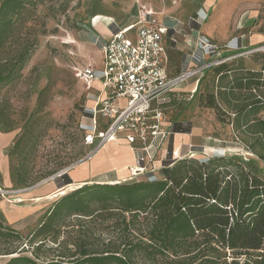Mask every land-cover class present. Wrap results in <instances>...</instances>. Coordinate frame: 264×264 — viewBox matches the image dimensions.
<instances>
[{"label":"rangeland","instance_id":"1","mask_svg":"<svg viewBox=\"0 0 264 264\" xmlns=\"http://www.w3.org/2000/svg\"><path fill=\"white\" fill-rule=\"evenodd\" d=\"M141 14H150L170 28L163 42L168 47L172 74L197 64L193 61V54L201 36L208 37L219 46L217 53L206 58L207 62L223 59L230 67L255 70L264 66V56L256 54L262 53L261 48L264 46V0L40 2L28 14L27 27L24 29L25 34L36 40L33 53L16 80L0 89V129L12 127L17 136L9 152L14 180L10 189L3 187L9 191L8 196L21 195L17 200L46 196L45 193L52 189L67 186L63 179L65 174L72 178L73 170L91 162L88 155L100 142L99 133L108 129L109 122L98 116L97 129L93 133L95 121L90 110L95 106L96 98L77 78L76 69L90 62L98 69H103L104 64L99 45L80 42L78 36L81 32H95L92 19L97 15L111 17L119 27ZM201 78L198 89L194 79H190L168 97L165 129L170 132V136L162 144L166 152L162 161L156 162V157H161L154 156L156 177L160 176L157 167L164 168L167 161L183 156L239 154L246 159L255 158L264 166L263 161L247 150L228 114L223 115L220 110L207 106V92H216L219 85L216 74L209 71ZM195 88L197 92H192ZM94 93L97 94V90ZM120 103L124 106L127 99H122ZM89 134L95 136L93 145L86 143ZM126 135V131H119L115 140L124 144L121 138L125 139ZM103 152L105 156L115 154L109 146L96 152L92 158ZM126 153L132 154L131 151ZM131 167L127 166L129 175L121 179L133 180ZM94 169L92 162V172ZM80 170L73 174L76 176ZM138 177L147 179L145 175ZM109 178L108 172H100L95 176L91 174L88 184L106 182ZM65 194L50 202L24 203H10L0 194V264H6L12 257L6 253L17 247L25 248V254L35 256L33 246L28 242L29 235L38 227L43 215ZM119 214L112 218H71L68 224L73 225L62 228V243L59 245L58 242L48 241L38 251L40 262L69 254V250L74 251L72 243L82 235L89 236L94 249L121 246L125 236L138 237L144 224L142 217L128 216L130 226L125 229ZM9 229L16 230L22 237L8 235ZM169 263L160 259L156 264Z\"/></svg>","mask_w":264,"mask_h":264},{"label":"trees","instance_id":"2","mask_svg":"<svg viewBox=\"0 0 264 264\" xmlns=\"http://www.w3.org/2000/svg\"><path fill=\"white\" fill-rule=\"evenodd\" d=\"M43 1L0 0V89L16 80L33 53L36 40L24 29L28 14ZM261 52L256 54L264 56ZM209 71L219 85L216 92H207V106L228 114L247 150L264 162V66L235 68L224 61L206 68L204 75ZM162 169L152 180L87 183L65 194L29 235L35 256L17 247L6 253L12 255L6 264H156L160 259L169 264H264V166L258 160L239 154L186 156L167 161ZM63 179L65 185L73 182L68 174ZM117 214L125 229L128 216L142 217L138 237L125 236L122 247L94 249L89 236L82 235L74 239V251L40 262L38 251L48 241L60 245L62 228L73 225L68 224L71 218ZM8 232L22 237L16 230Z\"/></svg>","mask_w":264,"mask_h":264},{"label":"built area","instance_id":"3","mask_svg":"<svg viewBox=\"0 0 264 264\" xmlns=\"http://www.w3.org/2000/svg\"><path fill=\"white\" fill-rule=\"evenodd\" d=\"M169 30L154 16L141 14L134 24L118 28L104 41L101 46L103 69L91 63L76 69L77 78L96 98L95 106L90 110L95 121L93 133L97 129L98 116L109 122L108 129L99 133L100 142L88 158L91 159L107 142L115 140L119 131H126L125 140L136 152L135 165L141 169L136 173L135 165L131 167L133 178L144 175L149 180L156 178L154 149L157 142L160 147L170 136L165 129L168 97L190 79H194L197 88L206 68L224 62L223 59L206 61L207 57L217 53L219 46L201 36L193 54L197 64L171 75L168 47L163 42ZM96 82L100 87H96ZM196 88L192 92H196ZM122 99H127L124 106L120 103ZM94 142V134H89L86 143L93 145ZM8 193L0 186V194L8 196Z\"/></svg>","mask_w":264,"mask_h":264},{"label":"crops","instance_id":"4","mask_svg":"<svg viewBox=\"0 0 264 264\" xmlns=\"http://www.w3.org/2000/svg\"><path fill=\"white\" fill-rule=\"evenodd\" d=\"M138 17H136L135 20L132 22H128L125 25L117 27V24L114 23V20L111 17L105 16V15H97L92 19V27L94 28L95 32H81L78 36V40L83 43L93 42L95 44H98L101 51V46L104 43V41L108 40L111 36L112 32L117 30L120 27H126L130 24H134L137 21ZM92 63V62H90ZM170 70V67H169ZM170 74L173 75L170 71ZM98 83V82H97ZM97 87H100V85H96ZM16 134L13 131L10 132H3L0 130V186L6 187L7 189H10L12 187L13 179L11 174V164H10V157L9 152L10 149L14 146L16 142ZM121 142L124 144H121L119 140L111 141L106 143L99 151L103 150L104 147H111V150L115 153L114 155L109 154V156H105V153L103 152L99 154L96 158H91L90 163H85L79 166L77 169L72 171V180L73 182L70 185H67L63 187L62 189L57 190H50L46 194V196H41L37 198H22V200L19 199L21 195H10V196H4L3 198H6V200L10 203H24V202H32V201H53L57 196H60L62 194H65L69 190H72L73 188H78L82 185V183L87 184L89 183V176L92 174L95 176V174L100 172H108L110 175V178L107 179L106 182H121V181H129V179H121L122 177H126L129 175V170H127V166L133 165L135 163L136 159V152L131 147V145L124 139L121 138ZM158 142L156 143V147L154 149L155 156L161 157V159H157L156 162L162 161L163 155L165 156L166 152H164V146L160 145V147H157ZM126 151H131L132 154L126 153ZM124 152V153H123ZM133 155L131 158L130 156ZM184 157V156H183ZM94 163V172L91 170V164ZM96 162V163H95ZM127 164V165H126ZM162 165V164H161ZM161 166L157 167V174L161 175ZM79 173L75 176L73 173L76 170H79ZM142 178V177H140ZM137 177V179H140ZM134 180V178H133Z\"/></svg>","mask_w":264,"mask_h":264},{"label":"bare ground","instance_id":"5","mask_svg":"<svg viewBox=\"0 0 264 264\" xmlns=\"http://www.w3.org/2000/svg\"><path fill=\"white\" fill-rule=\"evenodd\" d=\"M134 165V164H133ZM132 165V166H133ZM133 169L135 170V172L136 173H140L141 172V169L138 167V165H135L134 167H133Z\"/></svg>","mask_w":264,"mask_h":264}]
</instances>
